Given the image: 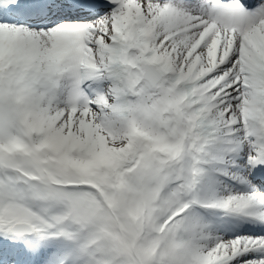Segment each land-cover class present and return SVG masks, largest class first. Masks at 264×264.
I'll use <instances>...</instances> for the list:
<instances>
[{
    "label": "snow or ice",
    "instance_id": "snow-or-ice-1",
    "mask_svg": "<svg viewBox=\"0 0 264 264\" xmlns=\"http://www.w3.org/2000/svg\"><path fill=\"white\" fill-rule=\"evenodd\" d=\"M0 264H264V0H0Z\"/></svg>",
    "mask_w": 264,
    "mask_h": 264
}]
</instances>
